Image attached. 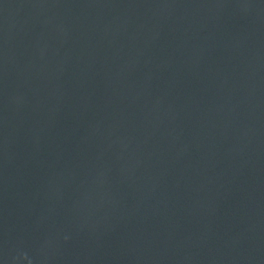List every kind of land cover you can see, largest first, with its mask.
<instances>
[{"label": "water", "instance_id": "water-1", "mask_svg": "<svg viewBox=\"0 0 264 264\" xmlns=\"http://www.w3.org/2000/svg\"><path fill=\"white\" fill-rule=\"evenodd\" d=\"M0 264H264V0H0Z\"/></svg>", "mask_w": 264, "mask_h": 264}]
</instances>
